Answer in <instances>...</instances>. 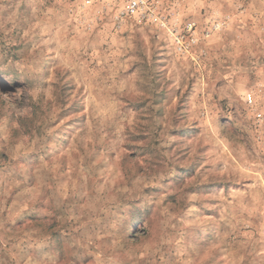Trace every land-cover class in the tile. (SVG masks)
I'll return each instance as SVG.
<instances>
[{
	"label": "rangeland",
	"instance_id": "374dc122",
	"mask_svg": "<svg viewBox=\"0 0 264 264\" xmlns=\"http://www.w3.org/2000/svg\"><path fill=\"white\" fill-rule=\"evenodd\" d=\"M127 3L0 0V264H264V0Z\"/></svg>",
	"mask_w": 264,
	"mask_h": 264
},
{
	"label": "built area",
	"instance_id": "2783aa9c",
	"mask_svg": "<svg viewBox=\"0 0 264 264\" xmlns=\"http://www.w3.org/2000/svg\"><path fill=\"white\" fill-rule=\"evenodd\" d=\"M148 1L149 0H128L126 13L129 15H144V12H147L146 10H148L147 9V7L149 6ZM195 28H196V23L193 22V23H188L186 25L185 30L188 33H194V35H195V32H194ZM194 35L192 34V36H191L193 38V40H192L193 43L195 42ZM179 42H181V40H179ZM183 46L184 45L182 44L179 47V49H183ZM248 102L249 103L253 102V99L251 96L248 97Z\"/></svg>",
	"mask_w": 264,
	"mask_h": 264
}]
</instances>
